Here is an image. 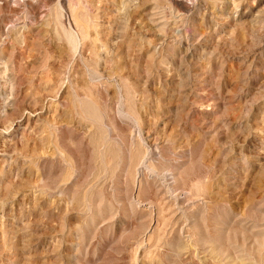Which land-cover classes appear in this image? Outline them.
Returning a JSON list of instances; mask_svg holds the SVG:
<instances>
[{"label": "rangeland", "instance_id": "374dc122", "mask_svg": "<svg viewBox=\"0 0 264 264\" xmlns=\"http://www.w3.org/2000/svg\"><path fill=\"white\" fill-rule=\"evenodd\" d=\"M171 1L0 0V264H264V0Z\"/></svg>", "mask_w": 264, "mask_h": 264}, {"label": "bare ground", "instance_id": "6f19581e", "mask_svg": "<svg viewBox=\"0 0 264 264\" xmlns=\"http://www.w3.org/2000/svg\"><path fill=\"white\" fill-rule=\"evenodd\" d=\"M2 1V0H1ZM73 1L74 0H67V2H68V4H69V6L72 8V5H73ZM173 1V3L175 4V5H177V6H179V7H181L185 12H188V11H190V10H192L187 4H185L184 2H182V0H172ZM171 1V2H172ZM187 1V0H186ZM216 1V0H215ZM248 1V0H247ZM188 2V1H187ZM218 2H221V3H224L225 4V2L223 1V0H218ZM14 3V2H13ZM234 3H235V1H234ZM4 4V3H3ZM175 5H173V6H175ZM221 5V4H220ZM218 6V5H217ZM180 9V8H179ZM222 9V8H221ZM225 9V8H224ZM223 9V12H226L225 10ZM177 10V9H176ZM228 11V10H227ZM222 15V14H221ZM78 31V30H77ZM140 156V155H139ZM151 158H156L157 160L160 158V153L158 154V152H157V149L155 148V150L153 151V153H152V155H150V157L149 158H147V157H145V156H142L141 157V160H142V163H140V160L138 161L139 163H137L136 164V166H139V165H144L145 167H144V169L145 170H151V171H153V173H156V178H158V177H160V175H162V179L165 181V182H167L168 183V185H167V193H170V194H173V193H176L177 192V188H176V184H177V179H176V176H175V174L173 173V171L172 170H165V171H163V172H160V174L159 173H157L154 169H153V165H152V162L154 161L153 159H151ZM155 159V160H156ZM149 162V164H147ZM143 173V172H142ZM162 173V174H161ZM202 178V177H201ZM155 179V178H154ZM155 182V181H154ZM201 182V181H200ZM192 186H195V185H192ZM135 188V187H134ZM189 188V187H188ZM187 188V189H188ZM202 188V187H201ZM201 188H196V189H193V192L191 193L190 192V194H192L190 197H192V198H200V196H202V194H200L201 193ZM184 192V191H183ZM153 194V193H152ZM186 197V196H185ZM198 198V199H199ZM186 199H187V197H186ZM201 199V198H200ZM199 205V204H198ZM160 207H162V206H160ZM245 211V210H244ZM161 213H162V211H161ZM187 213V212H186ZM243 216H245V215H243ZM241 217V216H240ZM242 218V217H241ZM193 236V235H192ZM191 236V237H192ZM234 257V256H233ZM250 258V257H249ZM232 261V260H231ZM254 261V260H253ZM248 262V261H247ZM235 263H237V261L235 262Z\"/></svg>", "mask_w": 264, "mask_h": 264}]
</instances>
